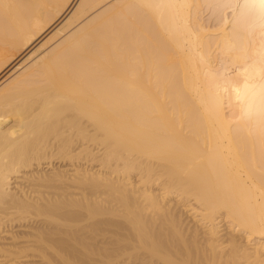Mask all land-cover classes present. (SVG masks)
I'll return each mask as SVG.
<instances>
[{
    "label": "bare ground",
    "instance_id": "1",
    "mask_svg": "<svg viewBox=\"0 0 264 264\" xmlns=\"http://www.w3.org/2000/svg\"><path fill=\"white\" fill-rule=\"evenodd\" d=\"M0 264H264V0H0Z\"/></svg>",
    "mask_w": 264,
    "mask_h": 264
},
{
    "label": "rangeland",
    "instance_id": "2",
    "mask_svg": "<svg viewBox=\"0 0 264 264\" xmlns=\"http://www.w3.org/2000/svg\"><path fill=\"white\" fill-rule=\"evenodd\" d=\"M55 160H58V158H55ZM66 160H69V159L66 158L65 160H63V163H64ZM94 168H97V166H95Z\"/></svg>",
    "mask_w": 264,
    "mask_h": 264
}]
</instances>
